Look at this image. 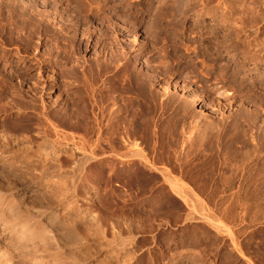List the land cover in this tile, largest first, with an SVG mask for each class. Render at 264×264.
Here are the masks:
<instances>
[{"label": "rangeland", "instance_id": "rangeland-1", "mask_svg": "<svg viewBox=\"0 0 264 264\" xmlns=\"http://www.w3.org/2000/svg\"><path fill=\"white\" fill-rule=\"evenodd\" d=\"M91 1L0 0V39L30 50L43 32L57 74L29 83L43 79L50 109L77 124L60 130L94 152L81 207L115 242L138 240L141 264H264V12L243 27L249 0L216 15L212 0ZM14 61L4 70L29 65Z\"/></svg>", "mask_w": 264, "mask_h": 264}, {"label": "bare ground", "instance_id": "bare-ground-1", "mask_svg": "<svg viewBox=\"0 0 264 264\" xmlns=\"http://www.w3.org/2000/svg\"><path fill=\"white\" fill-rule=\"evenodd\" d=\"M186 1V11L197 6H201V9L209 7H206L207 0ZM212 2H216L213 3V13L233 8V3L226 5L225 0ZM248 3L250 7L246 12L251 19L242 20L241 25L252 27L255 24L253 19L264 12V0H249ZM227 15L223 13V17ZM254 15L257 17L253 18ZM217 21L226 24L221 16ZM243 27L239 25L234 31L238 34ZM260 29L258 27L257 32ZM42 33L38 32L35 45L32 48L30 46V50L24 43L13 45L0 39V68L3 67L0 69V102L9 99L6 101L9 112L6 113V110L4 114L11 115L12 122L10 127L5 125V120H0V264H141L138 256L142 248L139 247L138 240L125 244L115 242L118 231L111 227L112 224L108 237L107 228L98 224L95 213L88 212L80 205L79 189L85 188V183L82 185V182L86 179L81 180L79 175L82 177L81 171H84L85 165L93 161L91 158L94 154L92 156L90 153L94 152L86 151L87 141L83 137L77 138L60 130L76 129L77 124L69 114L63 115L59 110L50 109L43 98L42 90L46 83L42 84L41 78H44L46 70L49 69L54 74H57V70L52 68V60H46L48 53L40 52L41 48L48 45V40L43 41ZM213 36L219 37L217 32ZM254 40L252 38L249 42ZM72 42L74 43L73 38ZM15 58L24 65L29 62L28 67L20 65L10 72L4 70L6 66L16 64ZM32 65L35 68H31ZM32 70H36L38 76H41L36 83H29L27 78ZM19 122H24L25 125L18 126ZM35 144L39 152L33 156L30 152ZM95 146L92 150H95ZM129 159L130 157L124 158L125 161ZM206 216L201 214L198 218L193 217V222L203 221L213 227ZM213 228L215 230L216 227ZM208 256L206 249L204 263Z\"/></svg>", "mask_w": 264, "mask_h": 264}]
</instances>
